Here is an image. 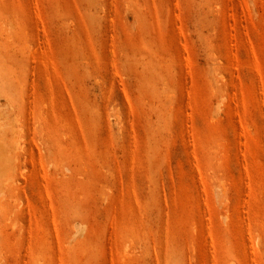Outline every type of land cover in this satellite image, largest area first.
<instances>
[{"label":"rangeland","instance_id":"obj_1","mask_svg":"<svg viewBox=\"0 0 264 264\" xmlns=\"http://www.w3.org/2000/svg\"><path fill=\"white\" fill-rule=\"evenodd\" d=\"M0 264H264V0H0Z\"/></svg>","mask_w":264,"mask_h":264},{"label":"bare ground","instance_id":"obj_2","mask_svg":"<svg viewBox=\"0 0 264 264\" xmlns=\"http://www.w3.org/2000/svg\"><path fill=\"white\" fill-rule=\"evenodd\" d=\"M17 145V144H16ZM7 158V157H6ZM5 161V160H4ZM4 163V162H3ZM5 163H7L6 161H5ZM3 165V164H2ZM5 166V165H4Z\"/></svg>","mask_w":264,"mask_h":264}]
</instances>
